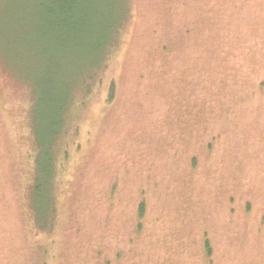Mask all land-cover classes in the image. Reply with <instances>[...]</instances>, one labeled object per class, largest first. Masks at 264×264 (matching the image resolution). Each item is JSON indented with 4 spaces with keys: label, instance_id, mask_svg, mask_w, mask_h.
Returning <instances> with one entry per match:
<instances>
[{
    "label": "rangeland",
    "instance_id": "1",
    "mask_svg": "<svg viewBox=\"0 0 264 264\" xmlns=\"http://www.w3.org/2000/svg\"><path fill=\"white\" fill-rule=\"evenodd\" d=\"M73 1L0 0V257L36 234L94 264L104 251L110 264H202L206 233L214 264H264V0H213L186 18L189 37L206 22L208 55L221 49L204 75L184 69L188 45L172 57L159 46L162 0ZM92 13L119 18L84 72L106 29ZM43 146L57 167L55 234L36 233L28 203Z\"/></svg>",
    "mask_w": 264,
    "mask_h": 264
},
{
    "label": "trees",
    "instance_id": "2",
    "mask_svg": "<svg viewBox=\"0 0 264 264\" xmlns=\"http://www.w3.org/2000/svg\"><path fill=\"white\" fill-rule=\"evenodd\" d=\"M200 6H198L195 2V0H162V8H161V12L160 14L163 15V21H162V28L161 31L163 32L164 35V30L166 31V37H162V40L158 43L159 46L164 50V54L165 56H170L172 57V52H173V56L174 54L177 55L179 54V51H181L185 45H188L191 49L189 50V52L186 54V57H193L196 61H194V63L189 66V67H184V69L188 70L189 74H193L196 71H198V69L202 68L203 70V75L205 74V71H207L206 69H208V73L212 72V66L215 65L214 61L217 60L216 56L220 53V51L217 54L214 55H208L205 52V49H207L206 45L203 44V40H198L197 35L199 34H205V28L202 27V25H206V22L202 21L201 23V27L199 26L196 30V34H193V37H189L187 36L189 33H191L188 29L186 25H183L182 23L186 20V18L189 16H192L191 18H193V16L195 15L197 18H202L205 17L202 15V12L206 9H208V7L205 8V6H210L211 4H213V0H200ZM75 3H79V1L74 0L73 4ZM123 6V2L121 4ZM186 8H188V11L186 10ZM210 8L212 9L213 7L210 6ZM74 16H75V10L73 11ZM78 13V12H77ZM197 13V14H196ZM218 14V13H217ZM93 13L91 15H88V21L90 25L93 26H106L105 31L100 34L99 36L96 35H91V37L93 38L94 36H96V39L93 41H91L90 43V55H89V60L91 62H89V64H86L83 69L84 72L89 69H95L97 67V65L99 64V58L104 54L107 53L106 49H107V44L110 41V37L115 33L114 31H116V26L118 25V18L119 15H97L93 17ZM81 18V17H78ZM218 18V15H217ZM240 31H236V36H238V34L240 35V37L243 36L242 32H243V27L240 26ZM75 30H81L80 29H76L75 26ZM161 33V32H160ZM92 34V33H91ZM161 37V36H160ZM175 39H177V42L175 41ZM190 41H192V45L190 44ZM107 46V47H106ZM183 55L179 56L181 58ZM169 57V58H170ZM178 57V58H179ZM210 60V61H209ZM214 63V65H213ZM217 67V66H215ZM19 68V67H18ZM21 68V67H20ZM205 68V69H203ZM219 68V65L218 67ZM82 69V70H83ZM22 74H23V69H19ZM81 70V71H82ZM84 72H80L79 73V78L82 79L84 77ZM207 73V74H208ZM17 74V72H16ZM203 75L200 77L203 79ZM18 76V75H17ZM201 84L202 81L198 80V82L194 85V88H191L193 90V92L191 93L193 96H195L198 92L199 89L201 88ZM73 90L76 88V86H73ZM114 96L110 97V99H108L111 104L114 102ZM191 100V99H190ZM187 101V100H186ZM36 103V101H35ZM66 115V114H65ZM64 115V117H65ZM64 120V118H63ZM60 129L57 128L56 133L55 131H53V140L52 142L54 143L59 137H60ZM34 138V136H33ZM35 141V138H34ZM52 145V144H51ZM52 146L46 148V146H43V149H47V151H43L42 152V148H37L36 150V154H35V161L37 162L33 168H35V179L33 182H31L30 188H29V200L28 203L30 204V208H31V214L33 215V222L34 225H36L35 227L37 228L36 233H38L39 231L41 232H45V230H48L51 234H55L56 231V220L54 217V214H58L57 213V207L53 202V188L55 185V175L57 172V167L55 166V161L53 159V156H51L50 150H51ZM94 146H92L90 149H93ZM244 153V148L242 149V154ZM255 152L253 150H249V156H254ZM42 155H45L48 158V163H43L42 162ZM248 155V152H247ZM247 157V156H246ZM38 160H40V168L38 166ZM50 161H51V165H52V169L50 167ZM197 166V163H194V167ZM53 170V174L51 176V178L49 179V176L51 174V171ZM81 176V175H80ZM118 181V178H117ZM117 181L115 183H113V187L117 186ZM191 185V184H190ZM70 186V185H69ZM145 201L141 200L139 202L138 205V220L139 225H138V230L141 229V227L143 226V218L145 216ZM82 228L80 227L78 229V232H81ZM34 237V241H28L29 242V246H23L17 248L18 250L15 251L14 254V259L8 258V257H0V260L4 261V264H21V260L20 258L22 257V255L20 254V251L25 250L27 252L28 255V260L29 262H23V264H72L71 262L74 261L75 264H94V263H90L89 261L92 260V258L86 259L88 262L83 261L82 259L79 258V252L74 251V249H79L78 246H75L74 248H72L71 246H68V250L66 248L64 255L62 254V249L61 247L59 249H55V252H53V246H55V242L57 241V237H52V240H47V243L45 245H40L39 244V237H36V234L33 236ZM52 241L54 243H52ZM202 241L204 243V248H203V259H202V264H214L213 263V257H214V251L215 249L212 247V243L211 240L208 239V237L205 235L202 236ZM60 245H63V243L61 242ZM50 250L52 252V256H50ZM69 251V252H68ZM108 252V251H107ZM19 253V255H18ZM120 253L117 254V256L119 257ZM103 260H105L102 264H110V260L112 259V256H110L108 253H106L105 251L103 252ZM98 260L101 259V255L100 253L97 255ZM96 264H100V263H96Z\"/></svg>",
    "mask_w": 264,
    "mask_h": 264
}]
</instances>
